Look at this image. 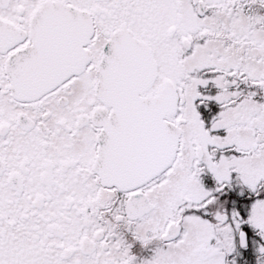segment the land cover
Here are the masks:
<instances>
[{
	"label": "snow or ice",
	"instance_id": "1",
	"mask_svg": "<svg viewBox=\"0 0 264 264\" xmlns=\"http://www.w3.org/2000/svg\"><path fill=\"white\" fill-rule=\"evenodd\" d=\"M0 264H264V0H0Z\"/></svg>",
	"mask_w": 264,
	"mask_h": 264
}]
</instances>
